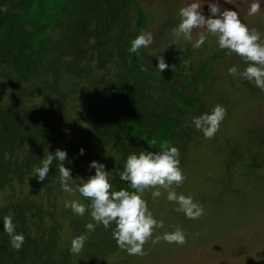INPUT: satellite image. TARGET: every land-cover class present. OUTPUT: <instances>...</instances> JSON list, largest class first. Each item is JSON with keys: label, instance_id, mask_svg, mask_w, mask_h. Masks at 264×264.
<instances>
[{"label": "trees", "instance_id": "obj_1", "mask_svg": "<svg viewBox=\"0 0 264 264\" xmlns=\"http://www.w3.org/2000/svg\"><path fill=\"white\" fill-rule=\"evenodd\" d=\"M138 1L0 0V264H105L119 251L114 224L107 230L96 224L89 233L90 210L73 213L63 191V201L56 200L57 160L38 181L33 168L47 153H67L63 166L72 179L87 180L95 174L91 162L103 164L112 190L131 192L119 176L128 155L155 153L169 141L181 164L203 135L191 122L208 105L193 51L168 57L162 72L150 68L143 48L129 54L149 23ZM211 59L212 66L227 60L217 53ZM254 159L264 165L259 153ZM6 215L24 236L19 251L3 231ZM82 234L84 248L72 254L71 240Z\"/></svg>", "mask_w": 264, "mask_h": 264}, {"label": "rangeland", "instance_id": "obj_2", "mask_svg": "<svg viewBox=\"0 0 264 264\" xmlns=\"http://www.w3.org/2000/svg\"><path fill=\"white\" fill-rule=\"evenodd\" d=\"M192 2L197 0H139L138 4L149 18L143 31L154 36L153 44L142 47L149 57L148 63L152 66L149 67L156 68L157 56H163L166 61L168 57H177L180 49L193 51L190 56L195 62L192 64L194 75L205 79L206 113L217 104L226 109L214 138L205 139L202 135L184 155L183 165L179 167L185 180L179 187L174 186L178 194L191 196L203 205L204 214L197 220H190L174 210L177 205L167 201L166 193L153 200L152 190H148L143 198L154 218L164 223L162 229L154 231L153 239L179 227L186 234L187 243L183 246L164 241L152 244L149 240L144 245L147 255H129L118 248L117 254L109 256L105 264H264V165L254 162V155L259 153L264 163V91L254 83L229 75L230 67L243 71L247 65L239 56L221 50L206 30L194 29L191 42L183 38L176 40L171 29L179 23V9ZM200 2L205 17L210 16L208 5L218 3L221 10L236 11L240 20L249 29H257L264 39V0H259L261 10L253 16L247 14L253 0ZM202 31L207 35L205 44L194 49L192 44ZM159 50L162 54L158 55ZM215 53L227 60L212 66V59H206ZM77 179L82 178L73 180ZM55 192L56 200L64 195L59 188ZM69 197L67 201L83 203L77 194ZM59 200L63 201L62 196Z\"/></svg>", "mask_w": 264, "mask_h": 264}, {"label": "clouds", "instance_id": "obj_3", "mask_svg": "<svg viewBox=\"0 0 264 264\" xmlns=\"http://www.w3.org/2000/svg\"><path fill=\"white\" fill-rule=\"evenodd\" d=\"M225 2L231 3V0H225ZM201 8L202 3L197 0L179 9V23L171 29L176 40L183 38L191 42L194 29L206 30L207 34L216 39L221 50H227L228 55L239 56L247 65L243 71H238L235 66L230 67L229 75L254 83L257 88L264 91V39L261 33L255 28L249 29L240 20L236 11L221 10L218 3L213 2L208 5L210 12L208 17L202 14ZM260 10L259 0H253L247 14L253 16ZM206 33L203 31L199 33L198 38L192 44L194 49L198 50L205 44ZM153 42V34L142 30L131 42L129 54H138L142 47L147 48ZM189 63V61H184L185 67ZM169 67L163 56H157V72H162ZM171 68L175 71L176 66L173 65ZM225 115L226 109L217 104L210 113L193 117L191 122L196 130L203 133L205 139H212L219 131L220 123ZM148 144L153 147L156 141H150ZM83 151V149L80 150L81 155ZM179 156V149L171 146L169 141H163L160 144V150L155 153L139 151L138 154L128 155L119 176L121 181L128 182L129 187L134 190L131 192L125 189L113 191L105 166L95 161L89 165L90 168L95 169L94 175L87 180L71 179L70 170L63 166L67 160V153L59 149L54 154L47 153V156L41 160V166L33 168V173L38 181H44L53 160H57L62 191L68 194L78 193L90 201L87 205L79 200L66 201L65 207L71 208L73 213L79 216H83L86 211L90 210V217L95 223L86 224L85 227L89 233L95 230L96 224L102 225L106 230L114 224L115 228L111 235L118 248L129 255L145 256L148 253L145 252L144 245L149 240L152 244L164 241L168 244L183 246L187 243L186 234L179 227L171 232L156 235L153 239L154 231L162 229L164 223L162 220H156L149 210L143 198L146 191L152 190L153 200L166 193L167 201L177 205L174 210L183 213L190 220H197L204 214L203 205L195 202L191 196L178 194L175 191V187H179L185 180L179 167ZM3 231L9 236L11 247L19 251L24 243V236L16 234L12 215L3 217ZM87 239V234L73 238L70 252L78 255L83 250Z\"/></svg>", "mask_w": 264, "mask_h": 264}]
</instances>
